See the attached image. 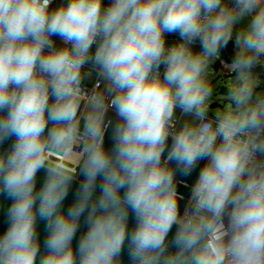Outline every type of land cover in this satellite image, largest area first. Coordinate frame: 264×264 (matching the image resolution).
Returning <instances> with one entry per match:
<instances>
[{"label":"clouds","instance_id":"obj_1","mask_svg":"<svg viewBox=\"0 0 264 264\" xmlns=\"http://www.w3.org/2000/svg\"><path fill=\"white\" fill-rule=\"evenodd\" d=\"M52 4L0 0V264H264V0Z\"/></svg>","mask_w":264,"mask_h":264},{"label":"water","instance_id":"obj_2","mask_svg":"<svg viewBox=\"0 0 264 264\" xmlns=\"http://www.w3.org/2000/svg\"><path fill=\"white\" fill-rule=\"evenodd\" d=\"M217 92L218 93H226V90L223 89L222 87H217ZM221 106L219 100H217L212 107H218ZM108 119L112 120L113 124H115L117 117L115 116V113L110 111L108 114ZM12 143V140H8L6 141L3 145H0V151L3 150H7L10 145ZM171 143V140H169V144ZM105 144L107 148H111L113 141L111 139V126L109 127L108 133L106 134V138H105ZM203 163H205V161H201L200 165L198 166V168L196 169V171H194L191 176L189 177H182L178 174L177 179L178 180H184L185 183L187 184V187H185L183 184L179 186L178 191L181 193V195H183L185 197L184 200L180 201V205H181V212H183V208L187 202V199L190 197V192H191V186L194 184L195 179L198 176V172H199V167L203 166ZM45 172L41 171L40 173H38V179H37V189H39L44 181L45 178ZM84 179L83 176L78 177V179L76 181H74L70 187V191L68 196L66 197L64 204H63V209L66 212L68 207L71 205L72 202H74L75 198H76V193L78 191L79 188V183ZM98 184H99V180H98ZM100 194V190L99 187H97L96 196H99ZM11 201L4 195H0V234H2V232L6 229L7 227V208L10 206ZM86 216V213H85ZM134 221L130 219V228L133 226ZM37 230L39 233V237H40V241H41V251L43 252V242L46 239L47 236V229H46V223L44 221L38 220L37 223ZM86 230V224L84 223V217H81V227L77 232V236L76 238H74L73 244L74 246L77 244L79 236ZM175 232V227L173 228V233ZM170 237H171V233H170ZM122 259L124 261V264H131V261L129 259L128 256V252H127V245H125V250L122 253Z\"/></svg>","mask_w":264,"mask_h":264},{"label":"built area","instance_id":"obj_3","mask_svg":"<svg viewBox=\"0 0 264 264\" xmlns=\"http://www.w3.org/2000/svg\"><path fill=\"white\" fill-rule=\"evenodd\" d=\"M55 2V0H53V3ZM55 40V39H54ZM56 41V43L58 44V45H60L62 42L60 41V40H55ZM177 41H173V42H169V43H167L169 46H171L172 44H174V43H176ZM197 43L199 44V42L197 41ZM196 43V44H197ZM230 43H231V47H232V52H233V48H234V41H230ZM230 52H228V51H226L225 50V52L223 53V55L221 56L222 57V60L224 61V62H227V63H230L231 62V60H232V57H231V55L229 54ZM218 62V70H217V76L216 77H221V79H226V77L229 75V73H228V71H227V69H225L224 67H223V64L221 63V61L220 60H218L217 61ZM91 68V65H89L86 69H85V71H88L89 69ZM257 68H260V69H262V70H264V67H257ZM161 71L163 72V66H162V68H161ZM221 73H223V75L221 74ZM96 81H97V77H96V73H95V71H93L92 72V75L90 76V77H88L86 80H85V85H86V87L89 89V90H91L94 86H95V84H96ZM210 115V114H209ZM177 116H180V113H179V110L177 111ZM206 162V161H205Z\"/></svg>","mask_w":264,"mask_h":264},{"label":"crops","instance_id":"obj_4","mask_svg":"<svg viewBox=\"0 0 264 264\" xmlns=\"http://www.w3.org/2000/svg\"><path fill=\"white\" fill-rule=\"evenodd\" d=\"M168 37H172L171 39V41H169V42H173V41H179V35L178 34H168L167 35ZM166 39H168V38H166ZM169 42H167V43H169ZM197 46H199V44L197 43L196 44ZM194 46V47H197V46ZM225 50L227 51L228 50V52H230L229 54L231 55V57H232V55H233V52H232V47H231V43L229 42V44H228V46L226 47V48H224V49H222V54H221V56L223 55V53L225 52ZM214 67H215V71H216V75L215 76H217V70H218V62L216 61L215 62V64L213 65ZM255 71L257 72V74L259 75V77H260V79H261V81H262V84H261V88H264V70H262V69H260V68H256L255 69ZM210 114V113H209ZM211 115V114H210Z\"/></svg>","mask_w":264,"mask_h":264},{"label":"trees","instance_id":"obj_5","mask_svg":"<svg viewBox=\"0 0 264 264\" xmlns=\"http://www.w3.org/2000/svg\"><path fill=\"white\" fill-rule=\"evenodd\" d=\"M61 2V0H55V2L52 4V7H56L59 3ZM104 3H105V5H107L108 3H110V0H104ZM53 39H55V40H59V38L58 37H54ZM197 46V45H196ZM195 48V50H199V46H197V47H194ZM228 51V50H227Z\"/></svg>","mask_w":264,"mask_h":264},{"label":"rangeland","instance_id":"obj_6","mask_svg":"<svg viewBox=\"0 0 264 264\" xmlns=\"http://www.w3.org/2000/svg\"><path fill=\"white\" fill-rule=\"evenodd\" d=\"M166 38H168V39H166V43L172 40V39H171L172 37H168V36H166ZM212 67L215 69L214 66H212ZM226 78H227V77H226ZM219 80H223V79H221V77H216V76H215L214 79H213V83L215 84V83H216L217 81H219ZM261 84H262V83H261ZM260 86H261V85H260ZM217 87H219V85H217ZM261 89H264V88H261V87H260V88L257 89V90L259 91V90H261ZM210 114H211V113H210Z\"/></svg>","mask_w":264,"mask_h":264}]
</instances>
